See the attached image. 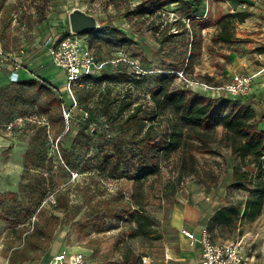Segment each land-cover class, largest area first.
I'll use <instances>...</instances> for the list:
<instances>
[{"label": "rangeland", "instance_id": "1", "mask_svg": "<svg viewBox=\"0 0 264 264\" xmlns=\"http://www.w3.org/2000/svg\"><path fill=\"white\" fill-rule=\"evenodd\" d=\"M141 1L0 0L1 43L14 55H25L22 60L27 69L21 71L20 80L35 79L54 87L50 93L39 84L13 83L0 72L2 264H48L63 252L83 253L86 264H124L122 255L129 247L137 259L135 264L199 261V249L182 235V227L197 231L207 227L219 241L244 234L247 264H264V208L257 222L240 225L213 220L220 207L243 204L248 195L233 187V169H245V164L233 152V139L222 128L210 134L212 152H195L194 163L188 147H183L171 157H162L160 170L141 185L109 177L98 167L99 158L84 164L96 150L101 122L111 135H132L138 129L135 123L125 124L128 111L115 120L110 118L118 101L105 108L101 100L127 95L131 108L140 102L149 105L155 78L164 72H175V86L252 105L258 127L264 129V124L260 126L264 120V72H255L264 64V54L261 58L258 51L264 46V0H204L194 19L178 1L152 16H142L135 12ZM74 7L93 12L102 24L112 27L109 30L115 38L132 41L92 40L99 58L115 62L98 73L96 80L76 88L83 108L90 111L89 145L81 130L80 108L73 109L76 117L66 120L56 102L62 94L70 103L65 71L43 53L31 58L47 36L70 31L69 13ZM240 10L251 15L245 22L233 21L234 40L217 41L218 19ZM119 57L138 60L143 70L138 72L122 59L116 61ZM238 73L255 75L251 92L245 96L206 86H225ZM115 75L124 80L112 79ZM66 150L74 151L77 168L63 160ZM139 208L155 222L149 237H131L132 215ZM25 211L32 213L15 223L17 214ZM118 221L119 227L107 229Z\"/></svg>", "mask_w": 264, "mask_h": 264}, {"label": "trees", "instance_id": "2", "mask_svg": "<svg viewBox=\"0 0 264 264\" xmlns=\"http://www.w3.org/2000/svg\"><path fill=\"white\" fill-rule=\"evenodd\" d=\"M177 1L182 4L185 13L190 14V19H194L199 16L196 9L204 0H144L137 5L135 12L142 16H152ZM250 15V12L240 10L234 15L219 18L221 31L215 35V39L232 42L235 38L231 31L233 21L245 22ZM109 28L112 27L102 24L99 29L86 31L90 45L93 39H107L115 43L132 42L125 37L115 38ZM70 33L71 31H68L65 35ZM258 51L264 53V46L259 47ZM110 63L111 61L107 65ZM95 76H86L75 86L77 107H74L73 101L69 104L65 102L70 110V119L76 117L73 109L80 108L79 115L83 118L80 122L81 130L86 134L84 135L88 145L92 138V135L87 133L91 126L90 111L83 108L76 88L78 85H87L91 79L96 80L98 77ZM175 76L173 71L157 75L155 84L151 88L149 105L140 102L131 108L132 103L127 95L117 98L104 97L101 102L105 108L111 107L118 101L114 115H110L111 119L115 120L128 111L124 119L125 124L135 123L138 129L132 135H111L105 128V123L101 122L99 125L102 131H96L98 133V141L94 145L96 150L85 159L84 164L92 158H99L98 167L109 177L133 180L141 185L143 179L160 170L162 157H171L183 147H188L191 161L194 163L197 162L195 152H212L210 134L222 128L233 139V152L238 153L245 164V169L242 166L233 169V187L246 191L248 195L243 204L229 203L220 207L214 213L213 220L221 224L239 222L240 225L247 221H255L264 208V129L258 127L257 110L250 104H240L230 99L220 100L194 92L187 86H175ZM111 78L124 80L120 75ZM17 83L39 84L42 89L50 93L54 89L50 83H38L35 79L20 80ZM56 102L61 107L62 118H65L64 101L59 97ZM85 112L88 113L87 118H84ZM73 153L74 151H64L63 160L72 168H77L73 161ZM44 196L43 192L41 199ZM93 210L96 212L95 209ZM31 213L32 211H25L20 216L17 214L15 223L20 222L22 216L26 218ZM132 222L135 225L131 227V237H149L155 224L154 220L140 208L132 215ZM119 225L118 221L107 229L117 228ZM136 260L133 250L129 247L123 253L121 262L135 264Z\"/></svg>", "mask_w": 264, "mask_h": 264}, {"label": "built area", "instance_id": "3", "mask_svg": "<svg viewBox=\"0 0 264 264\" xmlns=\"http://www.w3.org/2000/svg\"><path fill=\"white\" fill-rule=\"evenodd\" d=\"M45 48L49 53L52 63L62 68L66 73V88L69 100L73 101L74 107L78 106L75 95V86L86 76H94L102 72L107 63L111 60H105L98 57L90 45L88 34H63L61 36L49 35L46 37ZM137 68L139 72L142 69L138 60L120 58ZM115 62V60L111 61ZM27 69L20 55H14L7 51L1 43L0 33V70L7 69L10 75V81L17 83L20 81L21 71ZM143 70V69H142ZM255 75L238 73L226 83L225 86H212L206 84L208 88L219 90L224 89L235 96H245L251 92L253 78ZM64 101L63 113L66 120L70 119V110L65 106L67 100L60 95ZM85 117L88 113L85 112ZM181 233L190 242L192 246L199 249L200 264H247L248 255L244 248V234H238L235 238L226 241L216 240L213 233L207 228L202 227L199 231L189 227H182ZM252 252L253 249L251 248ZM0 264L1 256H0ZM4 264H10L9 261ZM48 264H86V258L81 252L59 253L55 255Z\"/></svg>", "mask_w": 264, "mask_h": 264}, {"label": "water", "instance_id": "4", "mask_svg": "<svg viewBox=\"0 0 264 264\" xmlns=\"http://www.w3.org/2000/svg\"><path fill=\"white\" fill-rule=\"evenodd\" d=\"M70 31L77 34H85L86 31L99 29L101 20L95 14L87 12L81 7H74L69 13ZM190 264H200L199 261Z\"/></svg>", "mask_w": 264, "mask_h": 264}, {"label": "crops", "instance_id": "5", "mask_svg": "<svg viewBox=\"0 0 264 264\" xmlns=\"http://www.w3.org/2000/svg\"><path fill=\"white\" fill-rule=\"evenodd\" d=\"M141 2H142V1H141ZM141 2H139L138 4H140ZM81 8H83V7H81ZM83 9H85V8H83ZM85 10H86L87 12L93 14V12H91L90 10H88V9H85ZM45 41H46V38L44 39V42H43V44L41 45L40 49L36 50L35 55H33V56L31 57L32 59L35 58V57H38V56H39L38 54L43 53V54H45V55H43V56H47V57L50 59V61H51V58H50L49 53H48V51H47V48H45ZM260 54H261V58H262L264 53H260ZM24 57H25V55H20V59H21V60H22ZM22 61H23V60H22ZM29 63H32V62H29ZM0 72H3V73L5 74V76L8 77V81H10V75H9V71H8L7 69H2V70H0ZM255 72H256V73H257V72H258V73H259V72L263 73V72H264V64H262V65L258 66L257 68H255ZM10 82H11V81H10ZM69 101H71V100H69ZM262 124H264V120H263L262 122H260V126H262ZM262 128H264V125H263ZM261 218H262V215H261L259 218H257V220H256L255 222L260 221ZM263 230H264V229H263ZM263 230H262V232H263ZM259 235H260V234H258L257 236H259Z\"/></svg>", "mask_w": 264, "mask_h": 264}]
</instances>
